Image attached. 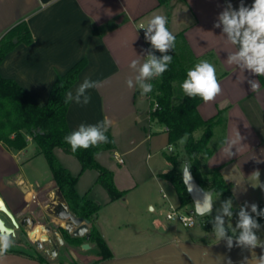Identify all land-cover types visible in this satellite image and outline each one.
Returning <instances> with one entry per match:
<instances>
[{
  "label": "crops",
  "instance_id": "obj_1",
  "mask_svg": "<svg viewBox=\"0 0 264 264\" xmlns=\"http://www.w3.org/2000/svg\"><path fill=\"white\" fill-rule=\"evenodd\" d=\"M253 2L243 0L249 7ZM228 3L238 9L241 0H0V37L20 21L26 22L33 36L30 44H18L5 56L0 63V76L13 79L37 105L42 106L56 77L66 73L79 60L86 59L78 80L68 90L75 94L85 78L100 81L102 86L88 90L91 96L89 104H69L66 112L69 132L77 130L82 123L96 124L107 117L112 122L108 128L111 134L119 123H122L121 128H126L127 121L138 114L135 97L141 94V90L138 86L127 87L126 80L136 75L129 64L137 56H146L145 50L155 51L145 40V29L142 28L154 15L166 16L168 29L175 36L182 34L196 63L208 60L217 69L222 94L213 102L202 100L197 106L203 119L212 118L219 110L226 109L224 132L220 127L215 128L212 145L222 133L224 140L235 138L236 130L243 137L239 153L233 147L236 154L225 158L221 145L207 160L206 166L219 168L224 180L233 183L228 198L232 199L233 205L245 202L264 204V187H260L264 185V76L245 71L246 79L238 84V69L224 62L227 52L223 50L220 37L222 28L214 25ZM248 79L259 81V94L251 91ZM142 96L148 102L146 95ZM148 112L149 108L147 118ZM162 133L167 138L165 130ZM152 136L150 133L144 139L150 142ZM27 140V146L20 151L6 149L0 143V189L7 187L10 195L8 202L1 194L0 197L14 215L18 228L23 217L38 216L37 210L45 214L48 205L52 208L65 203L44 157L38 153L34 141L28 136ZM28 147L31 148L29 152L26 151ZM109 151L113 152V158L115 155L121 158L116 143L115 148ZM101 153L96 155V160L113 173L116 188L122 190L116 182L115 169L121 168L123 159L115 168L100 159ZM55 156L58 159V155ZM162 174L154 171L152 176L160 180ZM121 202L122 199L110 202L109 197L104 202L98 201L101 209L97 216V229L113 257L97 264H227L229 258L232 264H241L245 257L249 260L252 257V251L248 249L234 246L229 250L226 242H218L213 234L208 240L203 236L204 230H201L200 239L181 235L172 229L163 230V238H158L155 221L121 237L125 230L116 213ZM104 206L109 208L108 217L103 212ZM150 210L154 208L151 206ZM56 223L61 222L56 219ZM137 234L138 237L134 238ZM85 242L89 244L88 249L81 248ZM91 249L98 252L94 243L83 239L78 245L62 249L56 256V264H92L99 259L98 253L95 258L78 253ZM254 251L257 256L264 254L260 247ZM0 264L43 263L35 257L7 251L0 257Z\"/></svg>",
  "mask_w": 264,
  "mask_h": 264
},
{
  "label": "trees",
  "instance_id": "obj_2",
  "mask_svg": "<svg viewBox=\"0 0 264 264\" xmlns=\"http://www.w3.org/2000/svg\"><path fill=\"white\" fill-rule=\"evenodd\" d=\"M175 37V49L167 53L172 55V63L161 77L150 81L154 87L146 97L149 105V121L164 127L168 147H171L173 152L176 150L175 153L164 154L171 169L160 177L171 183L179 202L178 208L181 209L190 204L191 200L181 178L180 166L183 161L177 153L179 150L183 153V158L190 163L192 174L198 184L204 189H212L213 195L221 198L230 197L233 183L224 180L219 168L209 169L206 166L207 160L224 141L222 133L215 145H212L215 128L220 127L224 132L226 109L219 110L212 118L203 119L197 111V106L202 100L199 97L188 98L183 94L180 85L186 78L187 71L196 64V58L192 56L182 34ZM14 40L16 42H13ZM32 40L33 36L25 21L13 25L0 37V63L18 44L28 45ZM153 53L158 57L162 55L156 50ZM85 66L86 59L83 58L66 73L58 75L46 103L42 106L37 105L13 79L0 76V143L6 149L20 151L27 146V136L34 141L68 209L74 216L88 220V241L98 247L99 255V259L92 264H97L111 259L113 255L97 229V216L101 204L77 193L75 186L78 177L86 170L96 171L95 182L107 192L110 202L122 199L126 190L116 188L113 173L95 158L98 153L115 148L113 137L108 131L106 133L108 143L86 150L78 149L75 153L64 141L65 135L70 133L66 121V112L70 103H64V95L76 83ZM54 149H60L79 160L80 171L77 175H72L60 164ZM258 207L264 209V204ZM256 219L260 225L264 223V217H256ZM83 239L74 238L72 243L78 245ZM25 255L35 257L43 264H49L42 257Z\"/></svg>",
  "mask_w": 264,
  "mask_h": 264
},
{
  "label": "clouds",
  "instance_id": "obj_3",
  "mask_svg": "<svg viewBox=\"0 0 264 264\" xmlns=\"http://www.w3.org/2000/svg\"><path fill=\"white\" fill-rule=\"evenodd\" d=\"M214 27L222 28L223 50L227 52V59L224 61L228 66L238 69V84H241L246 77L244 72L248 71L256 76H264V0H254L252 5L245 6L243 0L239 8H233L228 3L225 9L219 14ZM145 29V40L151 44V48L161 53L157 56L151 50H145L146 56H137L129 67L136 73L126 80L127 87L132 89L136 86L141 90L142 95L153 91V79L161 77L172 63V55L167 54L169 50L175 49L176 37L167 27V17L154 15L148 22ZM243 76L241 79L240 76ZM251 91L259 94L261 91L258 80L248 79ZM100 81H93L85 78L75 90H68L64 95V103L75 102L80 105H87L91 101L88 90L101 87ZM183 94L188 98L199 97L205 103L213 102L222 94L221 82L217 76L215 65L208 60L198 61L187 71L186 78L180 85ZM111 120L105 117L96 124H80L78 129L65 135L64 141L70 145L71 151L75 153L78 149L98 147L109 142L106 135L111 126ZM243 137L236 130L235 138H226L222 141V151L225 158H231L239 153ZM236 148V153L232 151ZM264 187V185H260ZM211 194L204 197L203 202H197L195 213L197 215H211L213 204ZM250 209V211H249ZM255 214V215H253ZM234 215L232 199L225 200L217 209L212 219V232L218 242L225 241L230 250L234 246L252 251V257H247L241 264H264V254L256 255L254 249L260 247L264 250V240L260 239L257 232L261 225L256 217H264V209H259L256 203L245 202L239 207L238 220L233 227L231 219ZM227 218V221L226 219ZM231 232V235H229ZM12 239L9 235L0 234V257H2L12 246ZM255 254V255H253ZM227 264H232L231 259Z\"/></svg>",
  "mask_w": 264,
  "mask_h": 264
},
{
  "label": "rangeland",
  "instance_id": "obj_4",
  "mask_svg": "<svg viewBox=\"0 0 264 264\" xmlns=\"http://www.w3.org/2000/svg\"><path fill=\"white\" fill-rule=\"evenodd\" d=\"M135 106L138 109V114L134 116L132 119L133 121L128 120L126 128H121L122 123H119V126L114 127L111 133L113 134L112 136L115 143L119 147L121 152L120 155L124 162L120 169H115V178L118 186H121L122 190H126V194L122 198V204L116 211V213L120 216V225L123 226V229L125 230L124 233L121 232L120 236L122 237L124 234L132 233L133 230L142 226H149L153 223V221H155L156 237L158 238H163V235H161V233L164 232L163 230L172 229L181 235L187 234L189 237L199 239L202 235L201 230H204L203 236L205 235L208 240L212 239L214 234L212 232L213 224L211 221L215 217V213H217V209L220 208L221 203L228 200L229 197L221 198L217 195H213L212 199L215 202L212 214H206V216L192 215L196 222L193 227H183L177 220H167L165 218V213L168 210L169 205H172L174 208L179 207L177 195L170 182L162 178L157 180L155 176L152 175L154 171L157 174H161L171 169V166L164 158V154L169 155L171 153H175L176 150L173 152V150L171 151L167 148V138L162 133L164 129L156 122L150 123L147 118V111L149 108L148 102L141 94L136 95ZM136 117H138V119H136ZM150 133L153 134V136L152 140L148 142L147 139L144 138L150 135ZM142 139L143 141L139 143ZM126 150H129L127 154H122V152ZM26 151H31V148L28 147ZM177 153H179L180 159H182L184 163L186 160L183 158V153L180 150ZM55 155H58L60 164L68 168L72 175L78 174L80 170V163L75 156L65 154L60 149H55ZM41 159L43 158L41 157ZM100 159L105 164H112L115 168L119 167L115 157L113 158L112 151H103ZM183 163L180 166L181 168ZM11 165L14 166L12 162ZM45 171L49 174L48 170ZM84 172V174L82 173L78 177L75 186L77 193L81 196L85 195L87 198L97 202H104V200L107 199L108 194L100 185L95 183L96 171L86 170ZM163 193L167 196L165 202H163L164 200L161 197ZM0 194L6 202H8L7 198L10 195L7 187H2L0 189ZM151 206L154 208L153 211L150 210ZM240 206L241 205H233L234 215L231 219L233 227H235V224L237 223V213ZM103 208V212L108 217L110 214L108 211L109 208H106L105 206ZM192 208L193 205L190 203L186 207L178 209L183 213L189 214ZM236 208L238 210L235 211ZM1 215L6 221V224H10L13 227L10 219L3 214ZM50 219L56 222V218L52 217L51 214L45 215V225L48 226L52 224L50 223ZM126 219L127 221H125ZM225 219L227 221V218ZM13 228L14 234L10 235L13 243L8 251L25 253L28 255H37L38 253L39 255V252H33L32 250L26 248V245L24 244L25 236L22 229L18 227ZM129 235L131 236V234ZM257 235L260 239L264 240V223L261 225V229L257 232ZM136 237H138V234L134 236V238ZM78 253H86L87 255H91L95 258L98 252L97 249H91ZM39 257H44L43 259L49 264L57 263L56 258L51 259L50 257H46L44 255H39Z\"/></svg>",
  "mask_w": 264,
  "mask_h": 264
},
{
  "label": "water",
  "instance_id": "obj_5",
  "mask_svg": "<svg viewBox=\"0 0 264 264\" xmlns=\"http://www.w3.org/2000/svg\"><path fill=\"white\" fill-rule=\"evenodd\" d=\"M13 42H16L14 40ZM181 178L183 181V184L186 188V191L190 197L191 203L193 205V208L190 210V214L197 215L195 213V205L197 202H203V199L206 195L211 194V199L213 197L214 191L212 189H204L202 188L198 182L195 180L192 171L191 166L188 161H184L183 166L181 168ZM61 196V195H60ZM62 198V197H61ZM63 199V198H62ZM56 219H58L61 223L58 225L59 228H62L71 235L74 238H84L85 241H88L89 239V222L88 220H85L81 217L74 216L71 211L68 209V206L66 203L56 205ZM4 214L8 219H10L13 227H18V224L15 220L14 215L11 213V211L6 207L4 204V201L0 197V214ZM202 216V215H198ZM12 226L6 225L5 221L0 216V234L4 235H13L14 234V228ZM50 229L45 226H36L34 229L28 232V236L32 240H37L40 233L41 235L40 240L43 243H50L51 240L47 236V232H49ZM57 234V230H56ZM61 245L63 244V240L59 237ZM82 249H88L89 244L87 242L81 244Z\"/></svg>",
  "mask_w": 264,
  "mask_h": 264
},
{
  "label": "flooded vegetation",
  "instance_id": "obj_6",
  "mask_svg": "<svg viewBox=\"0 0 264 264\" xmlns=\"http://www.w3.org/2000/svg\"><path fill=\"white\" fill-rule=\"evenodd\" d=\"M48 209L45 211V214L40 213L39 210L36 211V213H39L38 216H33V215H28L23 217L22 221H21V229L24 233L25 236V241L24 244L26 245V248L29 250H32L33 252L37 251L39 252V255L41 256H46V257H50L52 258H56V256L58 254L61 253L62 249L69 247V246H74L77 244H73L72 243V239H74V237H72L71 235H69L68 233H66V231L62 228L58 227V223H56L55 221H53L52 219H50V225H45V215H52V217L56 218V210L57 207L56 206H52L48 205ZM43 214V215H42ZM45 226L48 227L50 229L49 232H47V236L50 238L51 242L50 243H43L40 240V237L42 233L39 234L38 239L37 240H32L29 236H28V232L31 231L32 229H34V227L36 226ZM56 230H57V234H56ZM59 237L63 240V244L61 245ZM38 253L37 255H33V256H39ZM44 258V257H42Z\"/></svg>",
  "mask_w": 264,
  "mask_h": 264
},
{
  "label": "built area",
  "instance_id": "obj_7",
  "mask_svg": "<svg viewBox=\"0 0 264 264\" xmlns=\"http://www.w3.org/2000/svg\"><path fill=\"white\" fill-rule=\"evenodd\" d=\"M155 107L156 105H154V108ZM168 149L172 150L171 147H168ZM114 157L118 164L122 163V159L120 157H117V155H115ZM161 197L164 200L167 199V196L164 193ZM165 218L167 220H177L183 227H193L196 224L192 214L183 213L179 211L178 208H174L172 205H169L168 210L165 213Z\"/></svg>",
  "mask_w": 264,
  "mask_h": 264
}]
</instances>
